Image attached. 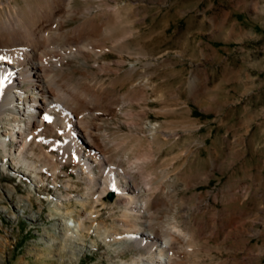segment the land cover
<instances>
[{"label":"rangeland","instance_id":"rangeland-1","mask_svg":"<svg viewBox=\"0 0 264 264\" xmlns=\"http://www.w3.org/2000/svg\"><path fill=\"white\" fill-rule=\"evenodd\" d=\"M25 2L0 0V19ZM74 5L85 13L64 25L56 21L46 35L70 32L91 16L102 23L104 48L92 45L88 60L69 57L61 73L71 84L94 85L107 93L106 104L115 103L118 114H108L102 130L113 157L107 164L123 170L144 165L137 175L141 187L156 177L154 186L178 208V214L163 209L159 222L177 217L195 230L203 264H235L249 252L251 264H264V0ZM44 150L62 173L41 171L44 182H37L0 147V264H125L140 251L135 241L102 235L118 225L120 212L111 208L116 193L84 205L85 181L74 170L80 167L56 158L48 144ZM142 154L154 163L137 161ZM69 179L75 186H66ZM60 192L68 198H59ZM81 221L84 229L77 227Z\"/></svg>","mask_w":264,"mask_h":264},{"label":"bare ground","instance_id":"bare-ground-1","mask_svg":"<svg viewBox=\"0 0 264 264\" xmlns=\"http://www.w3.org/2000/svg\"><path fill=\"white\" fill-rule=\"evenodd\" d=\"M74 2L26 0L24 7L0 19V57H3L0 59V147L20 173L33 174L37 182H44L41 171H50L53 177L62 173L61 167L45 152L44 145L56 149L59 153L56 158L80 167L74 170H80L81 180L85 181V185L81 184L85 189V194H81L84 205L91 201L97 204L102 196L114 191L117 198L111 208L120 212L118 225L104 228V234H101L107 241L111 237L115 241H135L140 251L125 264H203L205 252L196 248L198 236L195 230L179 225L177 217L164 224L159 222L163 209L174 208L173 211L178 214V208L174 206L175 201L165 198L166 191L154 186L150 176L145 177L148 179H145L146 184L139 185L137 175L143 172L145 166L138 163L136 168L123 170L110 165L113 157L109 156L107 135L102 130L105 117L118 114L117 109L112 108L115 103L106 104L107 93L99 91L94 85L71 84L68 76L61 73L69 57L88 60L92 58V45L104 48L99 42L102 23L95 16L86 18L75 29L61 35L55 29L47 38V32L52 30L51 26L56 21L64 25V19L85 13H81ZM58 41L64 46H54ZM65 53L70 54L66 56ZM4 120L10 128L6 127ZM150 154L135 157L137 161L154 163ZM31 155L41 160L36 161ZM1 161L5 162V159ZM213 164L216 166L217 162L213 161ZM100 168L106 169L105 182L97 192L101 184L98 178L101 176ZM70 181L66 186H75ZM54 183L58 184L57 181ZM159 189V196L152 199ZM59 194L61 199L69 196L62 192ZM197 200L200 202L202 197ZM64 205L59 202L60 208ZM77 227L84 229V221L79 222ZM198 230L201 234L205 233L204 228ZM100 231L99 226L96 232ZM250 253L235 264H251L253 255Z\"/></svg>","mask_w":264,"mask_h":264},{"label":"snow or ice","instance_id":"snow-or-ice-1","mask_svg":"<svg viewBox=\"0 0 264 264\" xmlns=\"http://www.w3.org/2000/svg\"><path fill=\"white\" fill-rule=\"evenodd\" d=\"M3 57H0V59H2ZM46 119H50L49 117H45Z\"/></svg>","mask_w":264,"mask_h":264}]
</instances>
